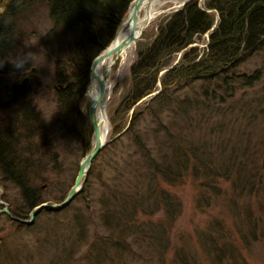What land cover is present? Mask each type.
Masks as SVG:
<instances>
[{"label":"trees","instance_id":"16d2710c","mask_svg":"<svg viewBox=\"0 0 264 264\" xmlns=\"http://www.w3.org/2000/svg\"><path fill=\"white\" fill-rule=\"evenodd\" d=\"M34 1H4L0 57L16 44L22 21L35 10ZM40 1L52 29L73 40L67 55L55 59L54 94L58 115L85 155L92 147L81 104L89 67L93 57L113 40L132 0ZM199 1L187 0L166 15L146 45L137 41L130 84L122 98L123 109L133 107V115L126 119L127 126L119 117L114 133L124 128L120 134L129 136V145L118 147V137L109 142L113 146L109 150L115 148L111 154L105 145L96 156L114 157L106 164L111 171L98 197L100 224L110 234L94 235L81 257L71 259L70 254L66 264L70 260V264H134L138 259L145 264H165L171 247L169 224L182 208L179 198L165 185L181 183L188 175L203 191L214 195L221 191L218 182L228 181L242 207L239 240L245 247L264 237V217L251 214V201L264 199V84L257 95H245L264 74L262 68L250 74L237 70L244 61L264 55V0ZM204 33L208 39L200 46L197 42ZM180 50L181 58L172 64ZM19 85L25 86L23 82ZM156 90L158 93L151 95ZM238 92L242 96H237ZM15 96L9 99L11 112L0 115V180L13 183L20 193V202L13 203L9 212L27 218L36 205L61 201L71 186L60 196L45 194L56 182L58 153L50 139L34 138L40 129L36 106L20 90ZM159 209L164 210L168 225L160 219H138L152 217ZM44 210L53 211L46 208L40 212ZM76 218L71 221L73 234L67 236L74 243L85 238L78 224L81 217ZM54 227L47 230L45 238ZM220 228L217 233L223 230ZM200 238L206 253L214 252L217 264L245 262L237 238L210 232ZM184 248L178 245L174 249L170 264H189ZM30 253L0 245V264H21Z\"/></svg>","mask_w":264,"mask_h":264},{"label":"rangeland","instance_id":"374dc122","mask_svg":"<svg viewBox=\"0 0 264 264\" xmlns=\"http://www.w3.org/2000/svg\"><path fill=\"white\" fill-rule=\"evenodd\" d=\"M4 1L6 0H0V9L4 5ZM183 1L185 0H156L159 12L150 21L138 39L142 45H146L155 37L154 35L161 20L170 12L183 6ZM201 1H199L200 4H202ZM34 4L36 6L33 14L22 21V32L17 36L16 44L7 51L6 56L0 57V115L6 116L11 112L13 103L9 99L12 96L16 97L15 95L19 93V90L27 95L28 100H31L32 104L36 106L40 117V129L39 132L36 130L34 138L37 141L39 136L50 139L58 153L57 159L60 161V163L58 162L60 164L58 167L59 171L56 173L57 175L55 174V184L48 185V193H46L47 190L44 188L45 194L55 197L56 195H63V192L72 186L78 171L79 162L84 156L80 142L78 143L76 139L69 135L67 127L64 126L61 117L58 115L54 94L58 74L55 59L67 55L66 50L71 47L73 40L68 39L65 32L52 29L51 19H49L48 11L43 2L35 0ZM207 39L208 34L204 33L203 39L197 42L199 43L198 45L205 46L204 41ZM137 41L135 42L134 50L127 57L125 63L118 67L116 66L110 78L106 80L107 87L104 99L106 101L105 114L109 129L106 134L105 145L108 146L106 152L109 154L115 149L109 150L113 147L109 142L116 140L118 137V147L123 146L124 149L129 143V136H121L120 134L124 128L119 129L116 135L114 133L117 131L116 126L119 125L117 123L119 117L122 122L125 121L127 126L128 120L133 115V107L127 110L123 109L125 106L122 98L130 84V66L136 60L138 52ZM182 52L183 50H180L174 56L175 59L172 64L179 61ZM21 59L23 64L18 66L16 62ZM261 68L262 74H264V55L258 54L244 61L237 70L240 73L250 74L255 69ZM163 72L164 70L160 74ZM22 82L25 85L23 88L19 85ZM263 84L264 76L255 82V86L247 88L245 95H257ZM156 91L152 92L151 95H155ZM242 94V92L236 93L237 96H242ZM81 104L82 112L85 114L84 123L88 127L87 131L90 129V138L93 140L92 128L86 114L89 104L85 96L82 98ZM140 105L138 104L136 108ZM187 131L189 133L193 132V130ZM199 135L200 133L197 134V137ZM132 150L130 149L131 152ZM109 154L98 156L92 161L91 174H87L82 191L77 194L67 207L56 211L58 212L57 214L52 213L53 211L44 210L35 217L34 223L36 225L31 227L18 225L16 221H11L4 213L0 214V245L6 244L20 252L21 250L25 253L30 251L29 258L21 262V264H66L70 254L71 259L73 257H81L87 249L88 242L92 240L94 235L110 234L100 224L102 213L99 211L100 203L98 200L100 191H102L104 184L108 182L106 178L109 177L110 169L106 164L108 162L111 163V158H114ZM218 184H220L221 191L214 195L210 191H203L201 186L198 185V181H194L188 175L181 183L173 186L165 185L171 194L179 198L182 207L180 213L175 216L174 223L169 224L167 222L163 209L156 211L152 217L146 215L138 217V219L142 220L160 219L166 222V225H170L169 240L171 247L166 252L165 264H170L173 261L174 249L178 245H184L186 253L189 254L187 259L189 264H217L216 259L212 256L214 252L210 249L206 253L200 238L209 232L219 235L223 233L225 237L237 238L238 246L242 248V255L245 259L242 264H264V237H259L258 240L251 241L244 247V243L238 237L240 228H242L239 226V221L243 215H241L240 200L237 201L236 194L228 181L220 180ZM200 195L201 198H199ZM19 199L20 193L13 183L0 180V200L4 205L1 207L9 208L14 205L13 203H19ZM256 202V200L251 201L253 204L251 208L253 213L251 214L261 219L262 216L264 217V215L260 214H264V205L261 206L260 204L261 202L264 203V199ZM259 202L260 204H258ZM242 212L244 213V211ZM76 216L81 217V220L78 219V224L81 223L85 238L74 243L69 240L71 237L67 236L68 234H73V230L70 232L71 221L77 219ZM240 223L242 224V222ZM54 226L57 227V230H54L56 228ZM51 227L54 228L50 230L45 238L47 230ZM220 227L223 230L217 233L216 230H219ZM58 253L61 258L56 259L55 257ZM70 261L67 264H70ZM136 262L137 264H145L139 259L134 264Z\"/></svg>","mask_w":264,"mask_h":264},{"label":"water","instance_id":"95a60500","mask_svg":"<svg viewBox=\"0 0 264 264\" xmlns=\"http://www.w3.org/2000/svg\"><path fill=\"white\" fill-rule=\"evenodd\" d=\"M142 1L143 0H132V2L129 3V8H128L129 11L126 13L125 18L131 26L130 32L123 39H121V40L117 41L116 43H114L113 45H111L115 40L116 34L118 33L119 29L121 28V27H119L121 25V22H120V25L117 26L118 28L114 33L113 40L110 42L109 45H107L103 49L102 52H100L99 54H97L93 58V61L90 64V67H89L90 73H89V77H88V84L90 83L89 81L91 79V76L95 75V80H96L97 86H98L97 96L95 97V99L93 101L88 103L89 105H88L87 111H86L89 124L91 125V128H92V136L94 138H93V141L91 144L92 147L82 157V160L79 162L78 171H77V174L75 177V181L72 184V186L69 188L67 195L61 201H57V202L45 201L39 205H36L35 208H33L29 212V217L25 218V219L17 217L13 214H10L6 207L0 208L1 214L5 213L6 215L9 216V218L11 220H13V221L15 220L21 224L32 225V223L35 220L36 215L39 214V212L42 209L49 208L53 211L61 210L65 207H67V205H69L72 202V200L77 196V194L80 192V189H81L83 183L85 182L86 177H87V173L90 169L89 167H90L92 161L96 158L97 153L104 147V145L106 143V137H107L103 131V128L101 127V124L99 123V120H98V117L96 114L97 107L101 106L103 104L102 101H103L105 94H106V92H105L106 81H105V76H103V77L96 76L94 70H95L96 65L99 62L103 61L104 57L112 55L114 53L116 55H118L120 52H122V50L125 49V46H128L130 44H135V42L140 38V36L143 33L145 26H147V23L149 22V21L145 20L146 21L145 24L142 25L139 29L137 28L138 17H139L138 13L140 11V6H141ZM185 2H187V0L183 1L182 3L185 4ZM213 27H214V25L211 27V29H213ZM158 84H159V82H158ZM85 92H86V90H85ZM156 93H158V91H156L154 94H156ZM85 94H84V96H85ZM2 203L3 202H1V200H0V206L2 205Z\"/></svg>","mask_w":264,"mask_h":264},{"label":"bare ground","instance_id":"6f19581e","mask_svg":"<svg viewBox=\"0 0 264 264\" xmlns=\"http://www.w3.org/2000/svg\"><path fill=\"white\" fill-rule=\"evenodd\" d=\"M156 5H157L156 0H143L141 2L140 11L138 13V15H139L138 25H137L138 29L142 25H144L146 21H149L147 23V25H148L150 23V21H152L155 18L156 14L159 12ZM128 11H129V9L127 10V12ZM119 27H121V28L119 29L118 33L116 34L115 40L111 45H113L117 41L123 39L131 30V26L127 22L125 17L121 21V25ZM146 27L147 26H145V28ZM145 28H144V30H145ZM144 30H143V32H144ZM134 45L135 44H130L128 46H125V49L122 50V52H120L118 55H116L114 53L112 55L104 57L103 61L99 62L95 67L94 71H95L96 76H98V77L105 76V81L108 78H110L112 72L115 70V67L123 65L125 63V61L127 60V57H129L131 55L132 51L134 50ZM89 82L90 83L86 86V92H85L86 93L85 98L87 99L88 103L93 101L95 99V97L97 96V93H98L97 92L98 86H97V82L95 80V75L91 76V79ZM106 87H107V81H106ZM102 103L103 104L101 106L97 107L96 114H97L99 123L101 124V127L103 128V131L106 135L107 134L106 132L109 129V124H108L107 116L105 114V112H106V101H105V99H103ZM91 165H92V163H91ZM91 165H90V167H91ZM90 169H89V171H90ZM89 171H88V173H89Z\"/></svg>","mask_w":264,"mask_h":264},{"label":"clouds","instance_id":"9594fccd","mask_svg":"<svg viewBox=\"0 0 264 264\" xmlns=\"http://www.w3.org/2000/svg\"><path fill=\"white\" fill-rule=\"evenodd\" d=\"M16 63H17L18 66H22L23 60L22 59L21 60H18Z\"/></svg>","mask_w":264,"mask_h":264}]
</instances>
